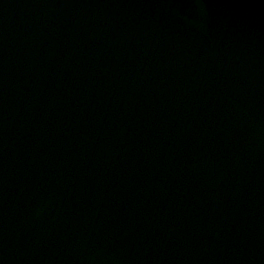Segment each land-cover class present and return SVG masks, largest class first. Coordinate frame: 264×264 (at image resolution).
Instances as JSON below:
<instances>
[{
  "label": "water",
  "instance_id": "95a60500",
  "mask_svg": "<svg viewBox=\"0 0 264 264\" xmlns=\"http://www.w3.org/2000/svg\"><path fill=\"white\" fill-rule=\"evenodd\" d=\"M0 264H264V0H0Z\"/></svg>",
  "mask_w": 264,
  "mask_h": 264
}]
</instances>
